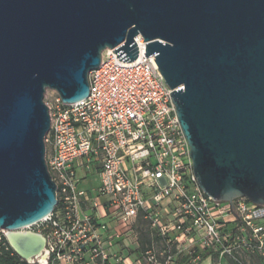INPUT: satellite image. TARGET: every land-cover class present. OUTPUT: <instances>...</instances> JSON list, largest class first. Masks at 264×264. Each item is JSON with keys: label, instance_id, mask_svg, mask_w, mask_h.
<instances>
[{"label": "water", "instance_id": "water-1", "mask_svg": "<svg viewBox=\"0 0 264 264\" xmlns=\"http://www.w3.org/2000/svg\"><path fill=\"white\" fill-rule=\"evenodd\" d=\"M155 56L215 200L264 205V0H0V230L26 263L49 264L47 240L15 231L58 205L46 161L48 91L73 104L114 50Z\"/></svg>", "mask_w": 264, "mask_h": 264}, {"label": "built area", "instance_id": "built-area-1", "mask_svg": "<svg viewBox=\"0 0 264 264\" xmlns=\"http://www.w3.org/2000/svg\"><path fill=\"white\" fill-rule=\"evenodd\" d=\"M135 42L139 56L133 62L120 61L127 53L117 59L123 50L103 53L101 65L89 73L85 99L65 104L56 92L46 93L51 120L46 161L58 205L42 221L15 231L44 235L49 264H77L88 252L100 264H123L117 241L122 235L106 242L107 225L78 216L81 199L89 200L80 187L81 170L85 176L97 172L95 206L108 199L127 239H137L133 225L143 215L161 240V248L146 249L141 264H174L182 255L198 264L206 252L236 259L245 251L264 260V205L242 197L222 202L201 189L173 91L155 56L146 57L144 39ZM5 235L0 230V242Z\"/></svg>", "mask_w": 264, "mask_h": 264}, {"label": "crops", "instance_id": "crops-1", "mask_svg": "<svg viewBox=\"0 0 264 264\" xmlns=\"http://www.w3.org/2000/svg\"><path fill=\"white\" fill-rule=\"evenodd\" d=\"M79 174L81 176L80 187L88 191L89 200H85L84 198L81 199L78 216L81 219L93 217L98 222L99 227L107 225L109 231L103 233V240L106 242H112L111 237L113 234L122 235V238L117 241L122 255L123 264H141L144 252L148 247L156 246L158 244L159 248H161V240L151 231L149 224L144 219L143 215H140L133 225V232L137 234V239L131 237L127 239L125 237V228L116 216H114L113 210L108 207V199L101 198L98 206H95V191L99 187V176L97 172L85 176V173L80 170ZM144 221L147 222L151 232L149 240H145L143 237L142 224ZM234 227V225H231L229 228L234 229ZM99 233L102 234V230H99ZM248 234L250 235V232ZM238 258L245 259V263L247 264H264V260L259 254L245 251L237 253L236 259L221 258L218 254L213 252H206L202 254V258L198 264H241ZM194 261L195 259L182 255L175 258L174 264H192ZM77 264H100V260H92L91 254L88 252L83 256L82 261Z\"/></svg>", "mask_w": 264, "mask_h": 264}, {"label": "trees", "instance_id": "trees-1", "mask_svg": "<svg viewBox=\"0 0 264 264\" xmlns=\"http://www.w3.org/2000/svg\"><path fill=\"white\" fill-rule=\"evenodd\" d=\"M0 264H27L10 247L6 238L0 242Z\"/></svg>", "mask_w": 264, "mask_h": 264}, {"label": "rangeland", "instance_id": "rangeland-1", "mask_svg": "<svg viewBox=\"0 0 264 264\" xmlns=\"http://www.w3.org/2000/svg\"><path fill=\"white\" fill-rule=\"evenodd\" d=\"M142 229H143V237H144V239L145 240H149V238H150V230H149V227H148V224H147V222H143V224H142ZM158 245V244H157ZM156 245V246H157ZM158 247H159V245H158ZM238 260L241 262V264H247V263H245V259H241V258H238ZM27 264H31V263H27Z\"/></svg>", "mask_w": 264, "mask_h": 264}, {"label": "bare ground", "instance_id": "bare-ground-1", "mask_svg": "<svg viewBox=\"0 0 264 264\" xmlns=\"http://www.w3.org/2000/svg\"><path fill=\"white\" fill-rule=\"evenodd\" d=\"M39 261H40L42 264H46V261L44 260L43 257L39 258Z\"/></svg>", "mask_w": 264, "mask_h": 264}]
</instances>
